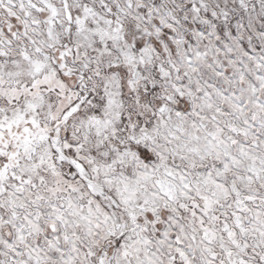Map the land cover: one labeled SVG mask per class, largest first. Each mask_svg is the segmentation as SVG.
Returning a JSON list of instances; mask_svg holds the SVG:
<instances>
[{"label":"snow or ice","instance_id":"snow-or-ice-1","mask_svg":"<svg viewBox=\"0 0 264 264\" xmlns=\"http://www.w3.org/2000/svg\"><path fill=\"white\" fill-rule=\"evenodd\" d=\"M0 264H264V0H0Z\"/></svg>","mask_w":264,"mask_h":264}]
</instances>
